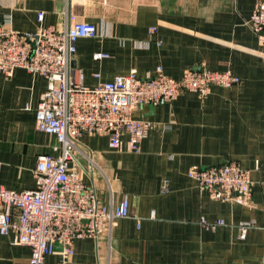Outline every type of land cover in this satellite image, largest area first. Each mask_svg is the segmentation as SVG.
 <instances>
[{
    "label": "crops",
    "instance_id": "1",
    "mask_svg": "<svg viewBox=\"0 0 264 264\" xmlns=\"http://www.w3.org/2000/svg\"><path fill=\"white\" fill-rule=\"evenodd\" d=\"M256 2L0 0V21L18 32L62 30L78 21L97 28V37L76 42L74 64L86 87L132 71L146 79L157 66L173 80L185 70L205 68L230 71L241 81L213 87L204 98L183 92L170 103L143 106L134 118L151 121L154 128L137 154L127 149V136L117 150L108 148L105 136L78 139L87 157H75L83 183L102 206L116 207L126 196L129 216L115 220L97 240L75 241L71 264H263L264 44L246 24ZM98 52L107 57L93 60ZM45 89L43 77L23 69L10 78L0 75V186L5 189H33L36 157L58 155L52 150L55 137L34 127ZM228 162L250 171V206L213 200L188 176L192 166ZM201 219L223 224L205 229ZM240 223L252 224L243 239ZM29 258V248L0 236V264H29ZM57 261L51 255L44 264Z\"/></svg>",
    "mask_w": 264,
    "mask_h": 264
},
{
    "label": "built area",
    "instance_id": "2",
    "mask_svg": "<svg viewBox=\"0 0 264 264\" xmlns=\"http://www.w3.org/2000/svg\"><path fill=\"white\" fill-rule=\"evenodd\" d=\"M42 19L43 13H37V20ZM246 24L264 44V0H257ZM153 32L150 29L149 33ZM97 35L94 25L82 21L62 30L47 27L33 33L18 32L0 21V75L10 78L16 69H23L46 80L35 109L34 127L57 141L52 150L58 155L36 157L33 189L17 192L0 186V236L7 237L12 246L29 248V264H44L51 255L58 257L56 264H71L75 241L97 240L110 232L115 220L129 216L126 196L116 207L102 206L94 189L83 183L75 158L78 154L86 157L78 144L82 135L107 137L110 150L119 149L121 139L127 136V149L137 154L154 128L151 121L134 118L143 106L170 103L183 92L204 98L213 87L231 88L241 83L230 71L205 68L185 70L180 79L173 80L157 66L146 79L132 71L86 87L83 72L74 64L76 42ZM106 57L100 52L92 55L95 61ZM188 176L213 200L250 206V171L236 162L192 166ZM200 223L205 229L223 224L203 219ZM251 226L240 223L239 238L243 239Z\"/></svg>",
    "mask_w": 264,
    "mask_h": 264
},
{
    "label": "water",
    "instance_id": "3",
    "mask_svg": "<svg viewBox=\"0 0 264 264\" xmlns=\"http://www.w3.org/2000/svg\"><path fill=\"white\" fill-rule=\"evenodd\" d=\"M56 251H60V247L58 244H56V247H55Z\"/></svg>",
    "mask_w": 264,
    "mask_h": 264
}]
</instances>
